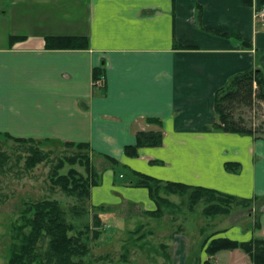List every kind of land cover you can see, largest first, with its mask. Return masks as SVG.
<instances>
[{
  "label": "crops",
  "instance_id": "1",
  "mask_svg": "<svg viewBox=\"0 0 264 264\" xmlns=\"http://www.w3.org/2000/svg\"><path fill=\"white\" fill-rule=\"evenodd\" d=\"M262 3L0 0V135L86 143L96 156L157 179L263 197L264 139L213 128L217 91L239 73L264 71V27L254 19ZM59 37H84L89 47L46 48ZM103 64L104 83L94 86L93 70ZM143 131L163 132V144L128 157L125 147ZM229 162L240 172L228 171ZM105 169L94 206L155 209L147 189ZM231 229L218 238H264V212L250 234L240 224ZM239 250L219 252L220 264H240Z\"/></svg>",
  "mask_w": 264,
  "mask_h": 264
},
{
  "label": "trees",
  "instance_id": "2",
  "mask_svg": "<svg viewBox=\"0 0 264 264\" xmlns=\"http://www.w3.org/2000/svg\"><path fill=\"white\" fill-rule=\"evenodd\" d=\"M244 3L251 5L252 0H244ZM45 46L48 49H87L89 41L84 37L48 38ZM104 74V64L93 70L94 86L103 85ZM256 102L264 103V71L260 68L235 75L226 87L217 91L215 110L218 122L213 125L214 130L264 139V133H258L261 132L260 130L248 128L243 120H236L234 117L236 110L253 108ZM149 121L161 123L152 119ZM3 138L4 141H11L17 146L27 147L26 168L28 170L49 160L50 153H45L42 146L48 143L47 141L0 135V139ZM163 138L164 135L161 131L139 132L137 143L126 146L124 153L128 157L137 158L141 148L160 147L163 144ZM59 144L66 149H77L80 154L58 159V164L53 167L50 173L51 185L54 188H59L67 196L76 198L78 204L71 208V212H68L57 199L44 198L26 204L20 211L19 218L12 225L10 244L7 250L9 256L7 264H86L85 257L91 253L89 241L99 239L103 233L101 213L107 209L105 205L92 206L94 210L99 211L94 213L92 224L78 227L68 219L70 213L76 217L84 215L87 210L86 205L90 206L92 189L102 183V176L100 173L98 174L89 157V152L95 153L86 143L65 142ZM102 158L110 164L115 172V177L119 176L125 185L148 190L156 209L147 210L145 214L156 220L161 219L166 211L178 208V204L172 200V197H178L181 203L192 212L199 204H205L203 215L207 218L228 216L233 206H248L254 200H264V196L262 198H242L211 188L164 181L133 171L110 156L105 155ZM0 159H2L0 161V166H2L7 161V157L4 153H0ZM77 164L85 168L86 176L73 167ZM67 165L72 167L66 173H61ZM226 169L238 173L240 164L226 163ZM257 227H259V221ZM141 230L142 225L135 233ZM203 247L211 257L221 251L241 249L250 256L253 264H264V238H255L244 242L228 238L206 239L203 242ZM125 251L128 253L129 250L126 248ZM124 256L127 258L126 254ZM205 264L212 263L207 260Z\"/></svg>",
  "mask_w": 264,
  "mask_h": 264
},
{
  "label": "rangeland",
  "instance_id": "3",
  "mask_svg": "<svg viewBox=\"0 0 264 264\" xmlns=\"http://www.w3.org/2000/svg\"><path fill=\"white\" fill-rule=\"evenodd\" d=\"M234 117L236 120H243L248 128L264 133V103L256 102L253 108L238 109ZM42 146L45 153H50L49 160L28 170L27 147L0 139V153L7 157V161L0 166V264L8 263L7 250L12 225L26 204L44 198L57 199L68 212L78 204L76 198L52 187L50 173L58 164L59 158L79 155L80 152L77 149H66L55 142ZM89 157L103 181L107 161L91 152ZM71 167L67 165L61 173H66ZM73 167L86 176L83 166L77 164ZM115 180L122 183L117 175ZM172 200L176 201L178 208L166 211L158 220L145 214L148 210L145 203L134 205L124 201L115 206L105 205L107 209L101 213L103 233L99 239L89 241L91 253L85 257L86 264H205L207 260L212 264H220L225 261L223 253L209 256L204 250L203 242L218 238L219 234L235 224H240L244 233L250 234L257 228L259 216L264 212V200L260 199L252 201L248 206H233L228 216L207 218L203 215L205 204H199L192 212L178 197H172ZM86 206L84 215L76 217L70 213L69 221L78 227L92 224L94 213L99 211L92 208L94 205L91 202L90 206ZM141 225L142 230L135 233ZM126 248L128 253H125ZM238 252L245 254V260L240 264H253L248 254L242 250Z\"/></svg>",
  "mask_w": 264,
  "mask_h": 264
},
{
  "label": "built area",
  "instance_id": "4",
  "mask_svg": "<svg viewBox=\"0 0 264 264\" xmlns=\"http://www.w3.org/2000/svg\"><path fill=\"white\" fill-rule=\"evenodd\" d=\"M254 19L255 23L258 26L264 27V3H262L259 7L256 8Z\"/></svg>",
  "mask_w": 264,
  "mask_h": 264
}]
</instances>
